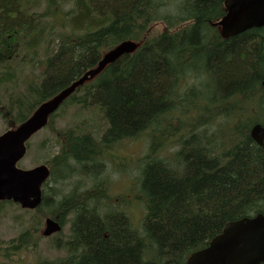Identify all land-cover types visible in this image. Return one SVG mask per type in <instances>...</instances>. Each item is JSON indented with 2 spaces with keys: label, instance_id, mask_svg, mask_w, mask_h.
Wrapping results in <instances>:
<instances>
[{
  "label": "trees",
  "instance_id": "trees-1",
  "mask_svg": "<svg viewBox=\"0 0 264 264\" xmlns=\"http://www.w3.org/2000/svg\"><path fill=\"white\" fill-rule=\"evenodd\" d=\"M66 1L45 0L48 7L38 11L43 0H0L5 129L80 78L102 53L128 39L140 46L81 85L47 125L60 147L51 157L52 179L88 174L100 193L79 191L56 203L45 193L36 213L70 221L71 228L68 238L55 242L66 256L43 264H183L228 221L264 212V150L250 135L252 125L264 124V27L224 39L212 25L224 14V0H173L175 11L171 0H70L65 14ZM39 47L44 59L38 81L26 85L25 98H6L5 85L18 79L15 70L24 62L34 63ZM190 79L197 83L188 85ZM197 95L200 101L192 103ZM63 108L78 121L58 128ZM192 110L198 114L188 121ZM167 114L182 126L156 133L155 124ZM147 132L153 141L142 159L140 184L147 208L138 230L126 212H107L100 171L86 167L115 151L116 143ZM171 136L175 171L172 161L152 153ZM40 222L34 219L16 238L0 239V264H22L21 255L35 252Z\"/></svg>",
  "mask_w": 264,
  "mask_h": 264
},
{
  "label": "water",
  "instance_id": "water-1",
  "mask_svg": "<svg viewBox=\"0 0 264 264\" xmlns=\"http://www.w3.org/2000/svg\"><path fill=\"white\" fill-rule=\"evenodd\" d=\"M226 13L214 23L224 39L237 36L253 28L264 27V0H225ZM139 43L123 41L104 54L97 66L78 80L42 103L16 129L0 135V200H14L24 208H36L42 201L41 186L50 171L45 165L21 169L17 162L26 153L28 139L42 129L64 100L83 83L92 80L109 64L121 56L134 52ZM264 86V80L262 82ZM253 139L264 149V125L256 124L251 130ZM58 222L47 219L45 235L59 231ZM264 262V214L242 217L228 222L222 233L209 244L194 251L185 264H261Z\"/></svg>",
  "mask_w": 264,
  "mask_h": 264
},
{
  "label": "rangeland",
  "instance_id": "rangeland-1",
  "mask_svg": "<svg viewBox=\"0 0 264 264\" xmlns=\"http://www.w3.org/2000/svg\"><path fill=\"white\" fill-rule=\"evenodd\" d=\"M172 2L174 5L170 7V10L175 11L176 2L171 0L170 3ZM45 7H48V4H46L45 0H43L41 7L38 8V11ZM62 8L65 14L69 13L72 9L71 1L67 0L65 3H63ZM163 27V25H159V29H162ZM42 51L43 50H38V52L36 53V59H42ZM34 63L35 64L23 63L22 69L18 67L16 72L18 79L13 84H6L2 95L4 94V96H6L7 98L6 94H9L12 96L13 100H16L17 97L25 98L26 85L33 80H36V75L41 70V66H39L40 64L38 63V61L35 60ZM195 83H197V80L195 79H190L187 82L188 85H192ZM188 85H186L187 88L190 87ZM6 89L7 93H5ZM199 96L200 95L192 96L189 99L192 103H198L201 99ZM3 102L7 105L8 99H4ZM171 114H167L162 119H159L157 121L155 127L160 130H158L156 133H160V131L164 132L166 130H170L173 125L176 126L178 124L177 116H170ZM197 114V110H192L188 115V121H191L194 117H196ZM71 118L72 112H64L55 122L56 127L62 128L68 126L70 124ZM167 122L171 125L167 124ZM6 126L7 124L4 122L3 118L0 115V133L6 130ZM173 136L178 139V136ZM173 136H171L172 138H169V140H163L164 145L162 146H159L162 144V141H160L159 144H155V146H157V149L152 150V153L154 154V159L163 157L167 161H172L171 165L175 168L173 169L175 171L177 170L176 167L178 162L176 163L174 161L175 159L173 160L174 144L168 145L169 143L174 141ZM150 143L151 138L149 133L147 132L139 140L125 141L117 145L116 148L121 147L120 152L125 151V153L118 155L116 154V151H113L114 155L108 157V163L107 165L105 164L104 171L98 165L100 164L97 160L99 156L97 158H93V161H91L90 163L88 162L87 165L89 170L100 171L98 179L104 182L103 185L105 186V192L107 191L106 193L108 195V199L106 198L105 201H103L102 199L107 212L114 211V213L117 214L121 211L126 212V214L132 220V223L136 229H141L142 226L144 214L143 200H145V198L143 195H140L139 192V161L136 166L134 165V162L138 158L139 160L140 158H143L148 151L151 152V150L149 149ZM30 144L31 148L29 149L27 155L19 162V166L23 168H31L38 164L45 163L47 160L51 159L52 156L54 157L59 152V142L56 139L55 135L52 134L48 128L40 130V132L36 133L31 138ZM95 154L98 155L96 151ZM126 158H129L134 162H129ZM70 164L73 167L77 166L71 161ZM143 164L144 162L142 163V167ZM101 166L103 167V163L101 164ZM63 177L65 178V176ZM82 179V177H78V181L81 182L79 186L84 187L80 191L92 190L91 188H89V184H83ZM75 181L76 178H73L71 180L58 182L56 185L53 182L48 181L44 186L45 193H48L51 196V201L56 203L71 191V189L74 187L72 185V182ZM123 184L125 187L122 189ZM130 193L131 196H133L131 200L128 196V194ZM78 196L84 197L83 194L81 195V193H79ZM3 209V212L0 211V239L3 240H11L13 238H16L21 232L25 231L28 226H31L33 224L34 219H40L41 222L43 221L39 213H25L21 211L17 206H14L12 204H4ZM18 214H21L24 218H28V223H19V221L15 219V216ZM70 227L71 222L67 221L65 228L58 237L54 238V235L49 238H43L42 240H39L38 247L35 252H27L21 255L22 264H43V262H52L63 259L67 254L66 251L53 245H55L56 240H64L68 238V236L70 235ZM153 263L154 261L152 262V264Z\"/></svg>",
  "mask_w": 264,
  "mask_h": 264
},
{
  "label": "bare ground",
  "instance_id": "bare-ground-1",
  "mask_svg": "<svg viewBox=\"0 0 264 264\" xmlns=\"http://www.w3.org/2000/svg\"><path fill=\"white\" fill-rule=\"evenodd\" d=\"M120 44H121V43H120ZM118 45H119V44H118ZM118 45H117V46H118ZM115 47H116V46H115ZM202 76H203V75H202ZM153 156H154V155H153Z\"/></svg>",
  "mask_w": 264,
  "mask_h": 264
}]
</instances>
